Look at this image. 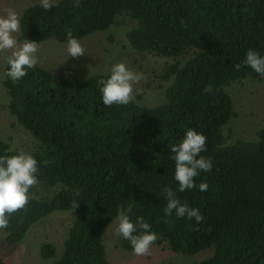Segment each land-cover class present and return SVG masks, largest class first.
Returning a JSON list of instances; mask_svg holds the SVG:
<instances>
[{"label": "trees", "instance_id": "16d2710c", "mask_svg": "<svg viewBox=\"0 0 264 264\" xmlns=\"http://www.w3.org/2000/svg\"><path fill=\"white\" fill-rule=\"evenodd\" d=\"M121 16L135 25L129 46L169 60L165 102L157 107L133 100L105 106L100 81L108 74L71 80L39 65L12 83L5 75L8 110L35 142L38 182L27 204L3 227L10 246L24 241L40 221L59 211L75 219L54 264H109L105 232L117 212L142 216L156 242L174 254L194 256L211 250L199 264H264V124L254 141L226 144L224 128L235 115L226 88L262 79L249 67L234 69L247 49L264 54V0H59L48 10L28 7L20 19L19 40L37 44L79 41L110 29ZM206 137L212 160L196 178L206 192L186 189L182 202L203 219L165 216L164 186L177 187L169 146L186 129ZM22 151L0 140V155ZM76 207L74 208V203ZM118 247L132 252L127 240ZM56 255L41 247L44 259ZM0 264H7L0 255Z\"/></svg>", "mask_w": 264, "mask_h": 264}, {"label": "rangeland", "instance_id": "374dc122", "mask_svg": "<svg viewBox=\"0 0 264 264\" xmlns=\"http://www.w3.org/2000/svg\"><path fill=\"white\" fill-rule=\"evenodd\" d=\"M59 0H52V4ZM38 0H0V15L9 8L15 9L21 19L24 11ZM135 21L128 16L119 17L115 24L104 32L95 33L80 40L85 53L79 57L67 56L66 43L54 39L38 44L37 65L71 80H84L93 75L109 74L113 63L123 62L136 72H142L144 79L134 89L135 100L148 107H157L165 102L164 94L169 82L163 79V71L169 60L150 53L134 51L126 38ZM18 43L20 31L14 34ZM0 54V140L8 143L11 149L29 151L35 147L31 135L21 127L8 110V96L4 88L6 61ZM233 100L235 115L224 128L226 144L237 140L254 141L257 132L264 124V78L246 79L234 82L226 88ZM75 219L74 211H59L40 221L28 233L24 241L10 246L6 243L3 227H0V255L7 264H54L64 251V241ZM115 220L108 226L104 244L109 264H199L208 258L212 251H204L194 256L174 254L156 241L151 246V255L137 256L118 247ZM51 244L56 255L49 259L41 256V247Z\"/></svg>", "mask_w": 264, "mask_h": 264}, {"label": "clouds", "instance_id": "9594fccd", "mask_svg": "<svg viewBox=\"0 0 264 264\" xmlns=\"http://www.w3.org/2000/svg\"><path fill=\"white\" fill-rule=\"evenodd\" d=\"M42 9L52 7V0H38ZM20 18L15 9L9 8L5 15H0V54L4 55L7 64L6 77L16 83L27 75L28 69L36 67L38 63V44L26 39L17 41L15 33L20 31ZM65 50L69 57H79L85 53L80 41L72 35L66 34ZM242 66L249 67L258 76L264 78V54L253 48L247 49L240 63L234 65L239 71ZM144 74L127 67L123 62L113 63L106 79L100 81L102 103L105 106L127 105L135 99L134 89ZM206 149V137L202 132L193 128L186 129L181 140L169 146L170 159L174 162L173 179L177 187L164 186L161 191L165 197V216L194 218L200 223L203 216L200 210L182 202L178 193L186 189H197L200 192L208 190L206 182H196L202 172H209L213 167L211 158L201 155ZM38 161L31 153L19 151L14 155H0V227L8 223V217L23 208L29 200L30 188L38 182ZM76 202L74 203V208ZM116 233L129 242L133 254L137 256L151 255V246L157 239V233L151 230V225L142 216L133 221L126 212H117Z\"/></svg>", "mask_w": 264, "mask_h": 264}]
</instances>
